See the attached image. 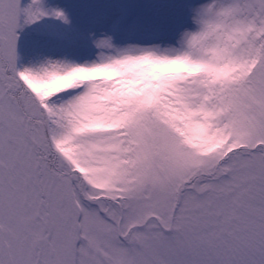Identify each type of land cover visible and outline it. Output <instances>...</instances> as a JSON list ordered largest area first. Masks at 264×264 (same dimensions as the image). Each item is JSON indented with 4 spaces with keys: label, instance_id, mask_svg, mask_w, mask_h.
Segmentation results:
<instances>
[{
    "label": "snow or ice",
    "instance_id": "snow-or-ice-1",
    "mask_svg": "<svg viewBox=\"0 0 264 264\" xmlns=\"http://www.w3.org/2000/svg\"><path fill=\"white\" fill-rule=\"evenodd\" d=\"M0 0V264H264V0H206L175 44L95 60ZM43 36L75 40L68 31Z\"/></svg>",
    "mask_w": 264,
    "mask_h": 264
},
{
    "label": "rangeland",
    "instance_id": "rangeland-1",
    "mask_svg": "<svg viewBox=\"0 0 264 264\" xmlns=\"http://www.w3.org/2000/svg\"><path fill=\"white\" fill-rule=\"evenodd\" d=\"M59 6L71 17L72 28L65 29L51 18H44L27 28L21 36L20 52L27 63L37 51L77 61L95 60L99 55L89 37L106 33L113 38L115 49L129 45L175 44L185 29L196 27L194 9L206 0H44ZM50 31H68L75 40L54 42L43 36Z\"/></svg>",
    "mask_w": 264,
    "mask_h": 264
}]
</instances>
